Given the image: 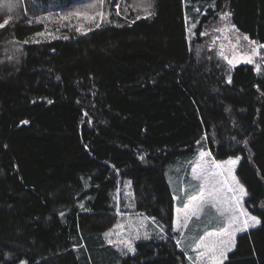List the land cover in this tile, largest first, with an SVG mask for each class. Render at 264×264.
I'll list each match as a JSON object with an SVG mask.
<instances>
[{"label": "trees", "instance_id": "trees-1", "mask_svg": "<svg viewBox=\"0 0 264 264\" xmlns=\"http://www.w3.org/2000/svg\"><path fill=\"white\" fill-rule=\"evenodd\" d=\"M97 1L0 8V264H83L75 247L115 222L117 177L164 228L121 264H188L166 167L197 147L239 158L245 207L261 221L225 264H264V0H151L145 15L107 0L108 20L84 32L41 18ZM186 3L213 5L192 46ZM222 11L259 48L255 64L231 67L204 44ZM46 24L56 36L43 37Z\"/></svg>", "mask_w": 264, "mask_h": 264}, {"label": "rangeland", "instance_id": "rangeland-1", "mask_svg": "<svg viewBox=\"0 0 264 264\" xmlns=\"http://www.w3.org/2000/svg\"><path fill=\"white\" fill-rule=\"evenodd\" d=\"M14 1L0 0V8L9 12ZM106 1L78 6L55 16L46 13L41 18L44 17L47 23L65 22L84 32L108 20L109 7L105 5ZM112 1L108 0L109 4ZM116 4L119 11L122 8L127 13L131 9L137 15L149 14L152 9L151 0H116ZM186 6L188 41L192 46L200 17L207 14V9L213 5L186 3ZM100 12H103V17L98 15ZM224 13L218 14L215 21L204 30V44L213 48L231 67L255 64L259 48L232 29L229 15L224 17ZM48 31H52V26H46L43 37L57 35ZM229 161L236 163L231 164ZM238 162L237 158L217 161L208 149L197 147L193 154L177 158L166 167V177L174 196L173 230L177 233L178 246L188 264H214L211 252L203 258L198 253L207 251L201 247L202 243L222 248L220 240L227 241V247L231 250L225 252L224 256L217 252L215 260L225 264L228 255L234 250L237 237L261 225L260 219L245 207L248 194L236 176ZM85 186L89 187L88 180ZM241 187L246 194L240 193ZM112 203V215L115 218L112 227L100 237L89 236L75 247L83 264H121L122 256L133 254L139 241L158 239L160 236L162 239L164 235L163 226L155 218L135 211V197L129 180L117 177ZM245 222L248 224L247 229L232 234L236 228L243 229ZM225 230L229 235H224ZM129 245L132 251H129ZM19 264L27 263L21 261Z\"/></svg>", "mask_w": 264, "mask_h": 264}, {"label": "snow or ice", "instance_id": "snow-or-ice-1", "mask_svg": "<svg viewBox=\"0 0 264 264\" xmlns=\"http://www.w3.org/2000/svg\"><path fill=\"white\" fill-rule=\"evenodd\" d=\"M98 15H100L101 17H103L104 14H103V12H100V13H98ZM227 15H228V13H224V17H227ZM224 17H222V18H224ZM7 22L8 21H5L4 23L7 24ZM3 26L4 25H0V27H3ZM37 35H39V33ZM245 39H247V37H245ZM253 53H255V49H253ZM237 159H239V158H237ZM229 163L235 164L236 161H229ZM240 193L242 195L243 194H246L245 191H244V189L242 187L240 188ZM193 199H195V197H193ZM193 214H195V213H193ZM251 219L254 220L256 223H259V221L256 220L255 217H252ZM247 227H248V224H247V222H245V224L243 226V229L236 228V229H234V231H233L232 234H234L235 231H242L244 229H247ZM224 235H229V232L227 230H225ZM227 243L228 242L225 241V240H220L219 241V244L222 246V248H217L215 245H211L210 246L208 243H202L201 244V247L205 248L207 251L200 252V253H198V255L201 258H203V257L207 256L209 254V252H211L213 254V262H214V264H219V261L215 260V254L218 252L220 256H224L225 255V252L230 251L231 249H229L227 247ZM128 247H129V251H132L133 250L130 245Z\"/></svg>", "mask_w": 264, "mask_h": 264}]
</instances>
